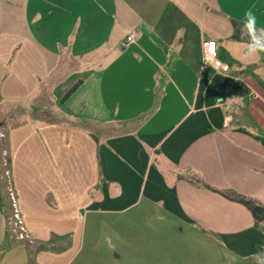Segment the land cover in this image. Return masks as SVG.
Returning a JSON list of instances; mask_svg holds the SVG:
<instances>
[{
	"label": "crops",
	"instance_id": "1",
	"mask_svg": "<svg viewBox=\"0 0 264 264\" xmlns=\"http://www.w3.org/2000/svg\"><path fill=\"white\" fill-rule=\"evenodd\" d=\"M248 11L264 29V0H0V102L26 108L7 137L23 238L0 188V264H68L88 214L141 199L221 237L244 232L236 217L264 232L204 187L264 204Z\"/></svg>",
	"mask_w": 264,
	"mask_h": 264
},
{
	"label": "rangeland",
	"instance_id": "2",
	"mask_svg": "<svg viewBox=\"0 0 264 264\" xmlns=\"http://www.w3.org/2000/svg\"><path fill=\"white\" fill-rule=\"evenodd\" d=\"M25 109L0 102V188L7 202L8 228L15 236L20 227L11 190L7 137L21 118L9 119V114L20 116ZM246 225L236 217L235 227L245 228L244 232L221 237L171 215L161 204L141 199L123 211L88 214L68 264H264V232H250ZM258 227L263 228L264 221ZM10 240L16 241L12 236Z\"/></svg>",
	"mask_w": 264,
	"mask_h": 264
},
{
	"label": "trees",
	"instance_id": "3",
	"mask_svg": "<svg viewBox=\"0 0 264 264\" xmlns=\"http://www.w3.org/2000/svg\"><path fill=\"white\" fill-rule=\"evenodd\" d=\"M78 87V84L75 85L66 95V97H69L71 94H73V92L76 90V88ZM205 188H208L210 190H213L215 192H218L219 194H221L224 198H226L229 201L238 203L240 205H243L244 207H246L250 213L253 216V219L255 221V225L258 227L259 224L261 222L264 221V204L251 199L249 197L240 195L236 192L233 191H225V192H221V191H216L214 189H212L211 187L204 185Z\"/></svg>",
	"mask_w": 264,
	"mask_h": 264
},
{
	"label": "clouds",
	"instance_id": "4",
	"mask_svg": "<svg viewBox=\"0 0 264 264\" xmlns=\"http://www.w3.org/2000/svg\"><path fill=\"white\" fill-rule=\"evenodd\" d=\"M245 17L246 19L244 24L247 33L251 37V42H248L246 45V51L242 56V62L246 61L249 58L256 57L260 53H264V43H261L256 39L257 32L259 31L260 33L264 34V29L257 30L256 17L251 11L246 12Z\"/></svg>",
	"mask_w": 264,
	"mask_h": 264
},
{
	"label": "built area",
	"instance_id": "5",
	"mask_svg": "<svg viewBox=\"0 0 264 264\" xmlns=\"http://www.w3.org/2000/svg\"><path fill=\"white\" fill-rule=\"evenodd\" d=\"M134 37H135L134 34H130V35H128L127 38H126L127 43H128V44H129V43H132V42L134 41ZM214 53H215V45H214L213 43H211V42H207V43H205V54H206L207 56H213ZM222 69H223V71H227V70L229 69V66L224 64V65H222ZM14 206H15V201H14ZM15 211H16V210H15ZM15 217L18 219L19 227H21V226H20V223H21V222H20L19 215H18L17 212H15ZM20 230H22V228H20ZM18 234H19L18 237L23 238V235L20 234V231L18 232Z\"/></svg>",
	"mask_w": 264,
	"mask_h": 264
}]
</instances>
